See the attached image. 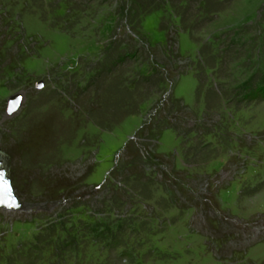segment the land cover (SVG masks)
Wrapping results in <instances>:
<instances>
[{"label": "rangeland", "instance_id": "rangeland-1", "mask_svg": "<svg viewBox=\"0 0 264 264\" xmlns=\"http://www.w3.org/2000/svg\"><path fill=\"white\" fill-rule=\"evenodd\" d=\"M118 4L0 0V264H264V0Z\"/></svg>", "mask_w": 264, "mask_h": 264}, {"label": "trees", "instance_id": "trees-1", "mask_svg": "<svg viewBox=\"0 0 264 264\" xmlns=\"http://www.w3.org/2000/svg\"><path fill=\"white\" fill-rule=\"evenodd\" d=\"M60 1L62 0H57V2H60ZM116 1H119L118 9H119V15H120V20H119L120 22L117 24L118 25L117 29L120 27V25L123 26V24H125L126 27L134 30L136 28V23L138 24L139 22L138 18H143L147 14L152 13L154 11L163 10V6L166 7L167 5H170L171 7H173L172 0L170 1L169 0L167 1L165 0H143L142 2H138L139 0H128L130 2H127L126 0H116ZM198 9L200 10L201 8L199 7ZM115 32L116 31H114V33ZM134 34L136 35V32H134ZM136 38L138 39L140 37L136 35ZM243 97L245 99H250V100H256V99L264 100V83L252 84V85L248 84V86H246L245 88V94ZM141 159L143 162L144 161L143 158ZM113 185H115V183H113ZM124 185L127 186V183ZM107 198L108 197L106 198L104 197V199H107ZM67 223L69 222L64 221V220H57L54 223L50 222L48 227H45V229L43 230L44 231L42 232L43 237L41 239L39 238L40 235L38 234L37 236L33 237L35 241H37L36 244H39L42 241L47 244H56L57 247L59 246L62 247V243H65L64 245H67L70 247L72 243H77L78 238L75 237V235H77V232H76L77 230L76 228L73 227L72 224L68 226ZM55 232L56 233L60 232L61 234H57V236L53 237V233ZM71 232L72 233L76 232V234L74 233V236H73ZM94 232L97 235V237H100V239H103V238L105 239V243L108 247L114 248V246H116L117 241L115 238V234L112 233V230L108 225H104L103 227L95 229ZM62 233H63V236H62ZM36 244H32L30 247H33ZM60 249L65 251V248H60ZM20 253L22 254V252ZM121 253L125 254L128 252L126 249H123ZM56 261H58V259Z\"/></svg>", "mask_w": 264, "mask_h": 264}, {"label": "water", "instance_id": "water-1", "mask_svg": "<svg viewBox=\"0 0 264 264\" xmlns=\"http://www.w3.org/2000/svg\"><path fill=\"white\" fill-rule=\"evenodd\" d=\"M21 103L19 94L9 97L7 113L13 114ZM9 155L0 148V208L16 209L21 205L10 183V160Z\"/></svg>", "mask_w": 264, "mask_h": 264}]
</instances>
